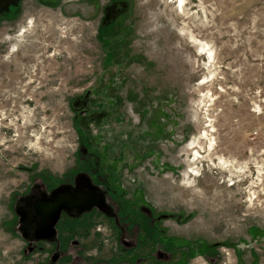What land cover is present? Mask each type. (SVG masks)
Wrapping results in <instances>:
<instances>
[{
  "label": "rangeland",
  "instance_id": "obj_1",
  "mask_svg": "<svg viewBox=\"0 0 264 264\" xmlns=\"http://www.w3.org/2000/svg\"><path fill=\"white\" fill-rule=\"evenodd\" d=\"M15 6L0 18V264H66L25 254L11 205L76 173L89 145L148 232L217 258L188 264H264V0ZM115 235L105 221L67 251L106 264Z\"/></svg>",
  "mask_w": 264,
  "mask_h": 264
},
{
  "label": "flooded vegetation",
  "instance_id": "obj_2",
  "mask_svg": "<svg viewBox=\"0 0 264 264\" xmlns=\"http://www.w3.org/2000/svg\"><path fill=\"white\" fill-rule=\"evenodd\" d=\"M17 0H0V18L10 17L15 13V3ZM11 4L10 8L4 5ZM92 142V140H91ZM90 144V143H89ZM91 146L84 148V158L80 160L81 166L76 173L68 174L65 179L56 185L37 184L28 187L20 193H15L12 200V224L13 228L20 233L25 241V254L30 251V255H47L46 260L56 262L60 255L66 264H79L82 260L87 264H105L88 257L77 256L71 258L67 251L66 239L69 235L89 234L90 230L102 225L107 221L116 229L117 255L110 257L106 264H188V260H193L203 256L207 261L215 262L217 258H209L207 254H190V251L183 249V242L163 240V231L149 223L154 228L153 232L147 230V219L142 214L135 216L132 206L125 199V191L118 190L114 183L109 181L101 168L99 156L90 154ZM83 162V163H82ZM91 167H90V163ZM86 163V164H85ZM88 163V164H87ZM85 164V165H83ZM78 175H85L90 183V187H84L86 200L94 201L86 210L80 211L79 208H72L70 211L62 210L56 224V238L52 241L36 240L35 230L41 223L37 214V205L51 197L52 192L62 185H69L76 188V183L82 182ZM144 210H146L144 208ZM68 235V236H67ZM156 236V249L144 254V248L148 244V239ZM183 240V239H182ZM74 244L78 241L74 240ZM122 244V246L120 245ZM158 243V246H157ZM174 246L175 252L170 255L166 251ZM159 248V249H158ZM187 249V248H186ZM159 250V251H158ZM54 255V256H53ZM82 255V253L77 254ZM217 256V255H216ZM220 257V256H219ZM218 257V259H220ZM211 259V260H210ZM44 259L43 262H46Z\"/></svg>",
  "mask_w": 264,
  "mask_h": 264
},
{
  "label": "water",
  "instance_id": "obj_3",
  "mask_svg": "<svg viewBox=\"0 0 264 264\" xmlns=\"http://www.w3.org/2000/svg\"><path fill=\"white\" fill-rule=\"evenodd\" d=\"M77 177L82 182L76 183V188L69 185L59 186L52 192L48 200L37 205L36 211L41 223L35 230L36 240L52 241L56 238V224L63 209L70 211L72 208H79L80 211H83L93 204L94 201L86 200L87 195L84 196L83 188L91 186L85 180L86 176L78 175Z\"/></svg>",
  "mask_w": 264,
  "mask_h": 264
},
{
  "label": "bare ground",
  "instance_id": "obj_4",
  "mask_svg": "<svg viewBox=\"0 0 264 264\" xmlns=\"http://www.w3.org/2000/svg\"><path fill=\"white\" fill-rule=\"evenodd\" d=\"M197 147V146H196ZM192 149H194V148H192ZM214 149H211V151H213ZM198 157L199 158H202V157H200V154L198 155ZM197 158V157H196ZM195 159V158H194ZM194 161V160H193ZM196 162H198V159L196 160ZM263 175V174H262ZM229 204V203H228ZM228 204H227V206H228ZM223 209V208H222ZM226 209V208H225ZM221 210V209H220Z\"/></svg>",
  "mask_w": 264,
  "mask_h": 264
},
{
  "label": "crops",
  "instance_id": "obj_5",
  "mask_svg": "<svg viewBox=\"0 0 264 264\" xmlns=\"http://www.w3.org/2000/svg\"><path fill=\"white\" fill-rule=\"evenodd\" d=\"M82 263H84V261L82 260Z\"/></svg>",
  "mask_w": 264,
  "mask_h": 264
}]
</instances>
